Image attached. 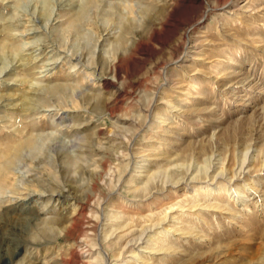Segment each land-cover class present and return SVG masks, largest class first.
<instances>
[{
  "label": "rangeland",
  "instance_id": "374dc122",
  "mask_svg": "<svg viewBox=\"0 0 264 264\" xmlns=\"http://www.w3.org/2000/svg\"><path fill=\"white\" fill-rule=\"evenodd\" d=\"M53 1L68 9L78 0ZM103 1L99 12L93 7L78 22L84 36L70 30L78 50L68 41L76 54L67 61L69 51L56 43L31 40L30 12L37 4L43 18L41 0H27V7L0 0V29L9 23L14 38L27 41L20 52L0 49V137L27 130L17 87L31 61L43 82L25 86L37 99L45 151L67 148L89 170L66 181L58 176L60 186L70 187V196L85 194L91 179L97 188L84 203L83 232L72 247L71 238H55L53 230L30 244L26 226L40 203L36 195L6 194L16 199L0 205V264H17L25 247L33 254L23 264H61L60 256L73 252L78 264H264V0ZM94 44L105 65L88 56ZM58 51L62 58L55 59ZM113 63L119 69L111 82L105 76ZM45 80L67 87L48 92L40 85ZM89 168L98 171L96 178ZM70 196L60 201L67 213L76 205Z\"/></svg>",
  "mask_w": 264,
  "mask_h": 264
},
{
  "label": "bare ground",
  "instance_id": "6f19581e",
  "mask_svg": "<svg viewBox=\"0 0 264 264\" xmlns=\"http://www.w3.org/2000/svg\"><path fill=\"white\" fill-rule=\"evenodd\" d=\"M27 0H14V2L16 3H20L23 4V6L27 7V4L32 1V0H28L27 4H26ZM106 2H108L107 0H104ZM103 1V2H104ZM118 1V0H117ZM116 1V2H117ZM125 1V0H124ZM225 1V0H224ZM8 2V1H7ZM58 2V1H57ZM56 1L53 0H41V7L43 10V18L41 19L42 16H38V14H36L38 12V6L37 4H35L33 12H30V19H29V23H34V25H36V27L33 25L29 27V29H31V27L33 28L31 30V40L33 42V40H35V44L36 46H39L40 41L42 39H49V41H51V43H56V45H58L60 47V49L64 50V51H69L70 55H67V58H65V60L70 61L71 58L69 57H73V54H76V52H72V50H68V47L70 46V48H76V50H78V46L77 43L75 41H73V38H69V36L73 37L70 34V30L73 28L74 32H75V37H82L84 36L81 32V30L78 28V22L80 21V19L88 17L89 18V13L91 11V9H93V7H95L96 11L99 12V7H100V2L99 0H78L76 2V6L74 7H68V9L66 7H58V3ZM61 2V1H60ZM102 2V3H103ZM166 2V1H165ZM226 2V1H225ZM3 3V2H2ZM6 3V1H5ZM119 3V2H118ZM169 3V2H168ZM173 3V1H172ZM228 3V2H227ZM60 4V3H59ZM75 4V3H74ZM109 4V2H108ZM116 4V3H115ZM123 4V3H122ZM6 5V4H5ZM104 5H107V3H105ZM111 5V4H110ZM110 5H107L110 6ZM126 5V3L124 4ZM128 5V4H127ZM126 5V6H127ZM159 4H157L158 6ZM164 5V4H163ZM224 5V4H223ZM12 6V5H11ZM60 6V5H59ZM66 6V5H65ZM112 6V5H111ZM117 6V5H116ZM144 6V5H143ZM167 6V5H166ZM170 6V5H168ZM122 7V6H121ZM125 7V6H124ZM144 7H147L144 6ZM72 8H74L72 11H70ZM170 8V7H169ZM30 9V6H29ZM122 9V8H121ZM156 9V8H155ZM6 10V9H5ZM27 10V9H25ZM169 10V9H168ZM122 11V10H121ZM173 10H169L167 14L171 13ZM213 11V10H212ZM25 12V11H24ZM199 12V11H198ZM163 13V12H162ZM175 13V12H174ZM8 14V13H7ZM24 16V15H23ZM160 18V17H159ZM199 18V17H198ZM16 19V18H15ZM14 19V20H15ZM168 19V18H167ZM205 19V15H201V17L199 18V22H203V20ZM28 20V19H26ZM39 22V23H38ZM164 22V21H163ZM186 22V21H185ZM19 23V22H18ZM41 23V24H40ZM160 23V22H159ZM181 23V22H180ZM12 24V23H11ZM20 24V23H19ZM24 24V23H23ZM30 25V24H29ZM28 25V26H29ZM154 25V24H153ZM156 25V24H155ZM162 25V24H161ZM21 26V25H20ZM40 26L42 27L44 31V33H41L40 30H37V27ZM152 27V26H151ZM27 28V27H26ZM14 28L9 24L6 23L5 25H3V27H1L0 29V49L3 50L5 47H11L15 52H18L19 50H22L24 48V46L26 47V43L27 41L23 42L21 39L22 38H14V34L12 33V30ZM16 29V28H15ZM14 29V30H15ZM18 32V31H17ZM25 32V31H24ZM73 32V31H72ZM157 32V31H156ZM19 33V32H18ZM69 33V34H67ZM152 33V32H151ZM20 34V33H19ZM30 35V34H29ZM88 35V34H86ZM20 36L22 37L23 35L20 34ZM88 37V36H86ZM116 37V36H115ZM119 37V36H118ZM71 39V40H69ZM80 39V38H79ZM27 40V39H25ZM30 40V39H29ZM158 40V39H157ZM156 40V41H157ZM189 40V39H188ZM70 41V45L67 46V42ZM73 41V42H72ZM31 43V41H30ZM118 43V42H117ZM97 44V43H96ZM94 44V49L91 51H88V56L92 57V58H96L97 60L101 61L103 64L106 61L105 57L103 56L102 51L100 50V48L97 49V45ZM99 45V44H98ZM115 45V44H114ZM186 45V44H185ZM35 46V45H34ZM116 46V45H115ZM188 46V45H187ZM186 46V47H187ZM104 47V45H103ZM121 47V46H120ZM35 48V47H34ZM32 48V49H34ZM40 48V47H39ZM37 48V49H39ZM58 48V47H57ZM25 49V48H24ZM52 49V48H51ZM102 49V48H101ZM105 49V48H104ZM0 50V51H1ZM6 50V49H4ZM36 50V49H35ZM119 50V49H118ZM115 51V56L114 58H116L117 60H119L120 55H122V51ZM130 50V48H129ZM13 51V52H14ZM28 51V50H26ZM30 51V50H29ZM38 51V50H37ZM51 51V50H50ZM61 51V52H64ZM80 51V50H79ZM83 51V50H82ZM20 52V51H19ZM81 52V51H80ZM84 52V51H83ZM86 52V51H85ZM105 52V51H104ZM3 53V52H2ZM114 53V52H113ZM6 54V53H5ZM5 54H1V55H5ZM26 54V53H25ZM28 54V53H27ZM34 55L36 54L35 52L33 53ZM50 54V53H49ZM56 58L61 57L60 51L55 53ZM67 54V53H66ZM125 54V53H123ZM11 55V54H10ZM26 56V55H25ZM28 56V55H27ZM50 56V55H49ZM183 56V55H182ZM15 57V56H14ZM31 57V56H29ZM34 57H37V55H35ZM40 57V56H38ZM52 57V56H51ZM54 57V56H53ZM64 57V56H63ZM79 57V55H78ZM49 58V57H48ZM62 58V57H61ZM76 58V57H74ZM73 58V59H74ZM88 58V57H87ZM124 58V57H123ZM182 58V57H181ZM4 59V58H3ZM9 59V58H8ZM7 59V60H8ZM19 59V58H18ZM28 59V58H27ZM53 59V58H52ZM54 59V60H55ZM79 59V58H78ZM2 60V59H0ZM17 60V59H16ZM41 60V59H39ZM58 60V59H57ZM55 60V61H57ZM64 60V59H63ZM81 60V59H80ZM112 60V59H111ZM114 60V59H113ZM116 60V61H117ZM14 61V59H13ZM21 61V60H20ZM50 61V60H49ZM79 61V60H78ZM6 62V61H5ZM16 62V61H15ZM14 62V63H15ZM18 62V61H17ZM40 62V61H39ZM111 62V61H110ZM115 62V61H114ZM4 63V62H3ZM10 63V62H8ZM7 63V64H8ZM21 64V62H18ZM26 63V62H25ZM30 63V64H29ZM29 63H26L25 66H22V69L20 71V82L22 84H20V87H17V98L19 99V104L17 109L21 110L22 113H19V118H22L23 122H24V126L27 127V130L24 133H15V130L17 129H12L14 130L13 133H8L9 135H4V137H0V205H2L1 203L4 200H15L16 198L11 196V195H6L8 193H12L17 191V192H21V193H25V195L27 196H31V195H36L35 199H37V202L40 203L39 209H38V213L37 216H35L34 218H32V221H30L31 223L28 224V231L27 232V236L28 238V242L30 244H34L35 242H38L37 240L41 241L39 238L41 236H48V231L53 230L54 231V237L58 238V237H62V238H71V247L73 245H75V243L77 242V238L76 236L80 234V232H83V228H82V217H83V206L84 203L89 199V197L94 193L95 189V181L93 179L92 182L90 183V185L87 187V191L85 194L80 195L78 193H71L72 195L70 196V187H61L59 182L61 181L59 179L58 176H62V181H66L65 180V176L68 177V174L70 176V178L75 174V173H79L82 172L84 173L86 170L88 169H84L83 168V163H82V157L79 154H72L70 153L68 150L66 149H62V148H57V149H53V153L49 154L50 152H48L47 150L45 151V147L46 146V139L47 137L45 135L42 134V132H40V128L37 127V117H35V114L38 113V111L34 110L35 109V105H34V101H37L36 97L33 98V94L28 91L26 88L28 86H25L26 83L29 84V82H33L36 81L37 83L40 80V78L35 77L34 76V70L32 69L31 66V61H29ZM34 63V62H33ZM45 62H43L44 64ZM48 63V62H47ZM55 63V62H54ZM53 63V64H54ZM67 63V62H66ZM82 63V62H81ZM101 63V64H102ZM24 64V63H23ZM27 64H29L27 66ZM52 64V63H51ZM65 64V63H63ZM106 64V62H105ZM104 64V65H105ZM108 64V63H107ZM36 65V64H35ZM77 65V64H75ZM9 66V64L7 65ZM14 66V65H13ZM17 66V64H16ZM20 66V65H19ZM70 66V65H69ZM99 66V65H98ZM5 67V66H4ZM38 67V66H37ZM44 67V65H43ZM49 68H51L50 66H47ZM53 67V65H52ZM68 67V65H67ZM71 67V66H70ZM77 67V66H76ZM75 67V68H76ZM84 67V66H83ZM94 67V66H93ZM41 68V67H40ZM39 68V69H40ZM45 68V67H44ZM43 68V69H44ZM48 68V69H49ZM72 68V67H71ZM85 68V67H84ZM88 68V67H87ZM85 68V69H87ZM46 69V68H45ZM100 69V68H98ZM106 69V68H105ZM108 69V68H107ZM116 69H119V65H117V63H113V66H110L109 70L106 73L105 79L108 81H115V73H116ZM42 70V69H40ZM69 70V69H68ZM72 70V69H71ZM70 70V71H71ZM121 70V69H120ZM2 71V70H1ZM17 71V70H16ZM19 71V70H18ZM52 71V70H51ZM73 71V70H72ZM98 71V70H97ZM96 71V72H97ZM101 71V70H100ZM4 72V70H3ZM69 72V71H68ZM83 72V71H82ZM50 73V72H49ZM16 74V73H15ZM48 74V73H47ZM71 73H69L70 75ZM3 75V74H2ZM40 75V74H39ZM42 75V74H41ZM45 75V74H44ZM68 75V73H67ZM91 75V74H90ZM1 76V75H0ZM16 76V75H15ZM85 76V75H84ZM93 76V74H92ZM14 77V76H13ZM44 77V76H43ZM42 77V78H43ZM48 77V75H47ZM97 77V76H96ZM12 78V77H11ZM18 78V77H17ZM93 78V77H92ZM15 79V78H13ZM11 79V80H13ZM90 79V78H88ZM103 79V78H102ZM7 80V79H6ZM10 80V82H11ZM48 80V78H47ZM76 80V79H74ZM92 80V79H91ZM9 81V79L7 80ZM15 81V80H13ZM60 81V80H59ZM64 81V80H62ZM96 81V80H95ZM165 81V80H164ZM16 82V81H15ZM19 82V81H18ZM43 81H41L42 83ZM104 82V81H103ZM107 82V81H106ZM105 82V83H106ZM14 83V82H13ZM17 83V82H16ZM40 83V82H39ZM77 83V82H76ZM79 83V82H78ZM77 83V84H78ZM100 83L99 82L98 86L100 87ZM67 84V83H65ZM73 84V83H72ZM82 84V83H81ZM80 84V85H81ZM95 84V83H93ZM42 85V89L48 91V92H59L61 89L64 88V84L62 82H58V81H47L45 80L44 85ZM109 85V84H108ZM71 85H69L70 87ZM75 86V85H73ZM84 86V85H83ZM82 86V87H83ZM30 87V86H29ZM67 87V85H66ZM65 87V88H66ZM76 87V86H75ZM31 88V87H30ZM33 88V87H32ZM38 88V87H37ZM41 88V87H40ZM64 88V89H65ZM71 88V87H70ZM69 88V89H70ZM93 88V86H92ZM63 89V91H64ZM91 89V88H90ZM82 90V89H81ZM6 91V90H5ZM14 91V90H13ZM16 91V90H15ZM43 91V90H41ZM63 91L61 93H63ZM74 91V90H73ZM76 91V90H75ZM85 90H83L84 92ZM98 91V90H97ZM39 92V91H38ZM78 92V91H77ZM93 92V91H92ZM95 92V91H94ZM100 93V90L98 91ZM102 92V91H101ZM3 93V92H1ZM10 93V92H9ZM43 93V92H42ZM41 93V96H42ZM51 93V94H53ZM60 93V94H61ZM66 93V92H64ZM63 93V94H64ZM90 93V92H89ZM96 93V92H95ZM4 94V93H3ZM13 94V93H12ZM50 94V93H49ZM70 94V93H69ZM91 94V93H90ZM7 95V94H6ZM47 95V94H46ZM66 95V94H65ZM86 95V94H85ZM92 95V94H91ZM90 95V96H91ZM95 95V94H94ZM99 96V94H97ZM1 96V95H0ZM3 96V95H2ZM9 96V95H8ZM7 96V97H8ZM12 96V95H10ZM16 96V95H14ZM39 96V95H38ZM44 96V95H43ZM53 96V95H52ZM60 96V95H58ZM67 96V95H66ZM74 96V95H73ZM78 96V95H77ZM89 96V95H88ZM45 97V96H44ZM55 98V97H54ZM58 98V97H57ZM69 98V97H68ZM75 99V97H72ZM6 99V98H5ZM43 99V98H42ZM80 99V97H79ZM85 99V97H84ZM83 99V100H84ZM41 99H39L38 101H40ZM46 100L43 99V101ZM61 100V99H59ZM66 100V99H63ZM56 101V100H55ZM62 101V100H61ZM60 101V102H61ZM78 101V100H77ZM76 100L74 102H77ZM81 101V100H80ZM6 102V101H5ZM16 102V101H15ZM14 102V103H15ZM59 102V101H58ZM65 102V101H64ZM70 102V101H69ZM96 102V101H95ZM18 103V102H17ZM43 103V102H42ZM83 103V102H82ZM81 103V104H82ZM94 103V102H93ZM98 103V102H97ZM105 103V102H104ZM10 104V103H9ZM12 104V103H11ZM10 104V105H11ZM58 104V103H57ZM77 103H75L76 105ZM89 103H86V105H88ZM9 105V106H10ZM13 105V104H12ZM49 105V104H48ZM52 105V104H51ZM73 105V104H72ZM85 105V103H84ZM45 106V104H44ZM50 106V105H49ZM99 107V105H97ZM108 106V105H107ZM12 107V106H10ZM73 107V106H72ZM89 107V105H88ZM96 107V106H95ZM37 108V107H36ZM38 109V108H37ZM41 109V108H40ZM43 109H45L44 107H42V112ZM64 109V108H63ZM84 109V108H83ZM88 109V108H87ZM95 109V108H94ZM48 110V109H47ZM69 110V109H68ZM11 111V110H10ZM73 111V110H72ZM2 113H4V111H2ZM39 114V113H38ZM37 114V115H38ZM78 114V113H76ZM36 115V116H37ZM40 115V114H39ZM6 116V115H5ZM43 116V115H42ZM102 116V115H101ZM3 117V115H2ZM79 117V116H78ZM1 118V117H0ZM9 118V117H8ZM39 118V117H38ZM41 118V117H40ZM54 118V117H53ZM2 119V118H1ZM0 119V120H1ZM75 119V118H74ZM3 120V119H2ZM1 120V121H2ZM68 120V119H67ZM82 120V118H81ZM7 122V121H6ZM5 122V123H6ZM9 122V121H8ZM59 123V121H57ZM62 122V121H61ZM71 122V121H70ZM83 123V121H81ZM4 122H2L3 124ZM4 123V124H5ZM10 123V122H9ZM12 123V122H11ZM15 123V121H14ZM40 123V122H39ZM80 123V122H79ZM57 124V123H56ZM55 124V125H56ZM60 124V123H59ZM62 124V123H61ZM71 124L73 125V123H69L67 122V125ZM81 124V123H80ZM7 125V124H6ZM5 125V126H6ZM70 125V126H71ZM76 125V124H75ZM73 125V126H75ZM9 126V125H8ZM7 126V127H8ZM17 126V125H16ZM53 126V124H52ZM58 126V125H57ZM69 126V125H68ZM66 126V127H68ZM71 126V127H73ZM4 127V128H7ZM43 127V125H42ZM76 127H79L76 125ZM2 128V127H1ZM22 128V127H21ZM51 128V127H50ZM62 128V127H60ZM69 128V127H68ZM72 129V128H71ZM22 130V129H21ZM39 130V131H38ZM43 130V129H42ZM59 130V129H58ZM8 131V130H7ZM70 131V129H69ZM95 131V129H94ZM99 131L98 127L96 132ZM9 132V131H8ZM59 132V131H58ZM74 132V131H73ZM95 132V133H96ZM49 133V132H48ZM46 134V132H45ZM62 134V133H61ZM71 134V133H70ZM76 134V133H75ZM68 135V134H67ZM100 138V137H99ZM52 139V138H51ZM48 141V139H47ZM80 141V140H79ZM49 142V141H48ZM61 142V141H60ZM78 142V141H77ZM50 143L51 140H50ZM49 144V143H48ZM53 144V143H52ZM55 144V143H54ZM81 145V142L80 144ZM84 145V144H83ZM56 146V144H55ZM78 146V145H77ZM86 146V145H85ZM85 146H81L83 148H85ZM101 146H105V145H101ZM51 147V146H50ZM63 147V146H62ZM64 147H69V146H64ZM76 152H78L77 150L79 149V147H76L74 145ZM70 148V147H69ZM68 148V149H69ZM73 148V147H72ZM74 149V151H75ZM71 150V148H70ZM81 150V148H80ZM84 150V149H83ZM86 150V149H85ZM92 150V149H91ZM99 150V149H98ZM82 151V150H81ZM90 151V150H89ZM83 152V151H82ZM107 152V151H106ZM119 156V155H116ZM90 157V156H89ZM113 159V158H112ZM86 160V159H85ZM85 163V162H84ZM88 164V163H87ZM140 166V165H139ZM90 169V174H92L91 176L93 178H96L98 175V171H96L94 168ZM89 171V170H88ZM43 173V174H42ZM44 173L46 174V176L44 175ZM81 174V173H80ZM89 174V175H90ZM90 177V176H89ZM183 177V176H182ZM180 178V177H179ZM69 179V178H67ZM72 180V179H71ZM68 181V180H67ZM64 185V184H63ZM79 188V187H78ZM102 188V187H101ZM69 193V194H68ZM16 195V194H15ZM20 195V194H19ZM70 196V199L74 200L76 202V205L74 207V209L72 211H69L68 213L66 212V210L64 211V206H62L61 202V196ZM18 200V199H17ZM20 201V200H19ZM74 201H72L74 203ZM13 202V201H12ZM50 202H52L50 204ZM71 202V203H72ZM69 203V204H71ZM72 203V204H73ZM8 206V205H7ZM48 206H52L54 208H49ZM2 208V207H1ZM3 210V209H2ZM6 211V210H5ZM12 212V211H11ZM48 213H51L48 215ZM6 214V213H5ZM1 215V214H0ZM4 216V215H3ZM6 216V215H5ZM96 216V215H94ZM25 217V216H24ZM29 217V216H28ZM110 218V217H109ZM19 219V218H18ZM23 219V218H22ZM161 219V218H160ZM31 220V218H30ZM18 221V220H17ZM25 222V221H24ZM91 224V223H90ZM106 224V223H104ZM17 225V224H16ZM23 225V223H22ZM21 225V226H22ZM92 226V225H91ZM8 227V226H7ZM12 227V225H11ZM19 227V226H18ZM111 228V227H109ZM13 229V228H11ZM88 229V228H87ZM85 230V229H84ZM106 230L107 227H106ZM21 231V230H20ZM19 232V231H18ZM52 232V231H51ZM87 232V231H86ZM26 234V233H25ZM125 234V233H124ZM84 236V235H83ZM52 237V236H50ZM46 238V237H45ZM54 238V239H55ZM11 239V238H10ZM8 239V240H10ZM24 239V238H23ZM6 240V239H5ZM50 240V239H49ZM26 241V240H25ZM4 242V241H3ZM23 242V241H22ZM6 244V243H5ZM16 244V243H15ZM78 245V244H77ZM81 245V244H80ZM86 245V244H85ZM21 247V246H20ZM3 248V247H2ZM41 248V247H40ZM70 248V247H69ZM7 249V248H6ZM17 250V249H16ZM14 251V250H13ZM23 252L22 255H18L20 254V251L18 252V254H16L17 256V264H23L24 261H26L30 256L33 254L32 250L28 249V248H23L21 250ZM4 252V251H3ZM8 253V252H7ZM6 253V254H7ZM71 254V253H69ZM60 255V254H59ZM103 256L106 259V253L103 252ZM13 257V256H12ZM11 257V258H12ZM53 257V256H52ZM60 260L62 261L61 264H78L79 262V258L76 254H71L70 256H60ZM58 258V257H57ZM48 260V259H46ZM11 261V260H9ZM33 261V260H31ZM45 261V260H44ZM82 261V260H81ZM46 262V261H45ZM85 262V261H84ZM32 263V262H31ZM47 263V262H46ZM28 264V262H27ZM54 264V263H53ZM84 264V263H83ZM104 264V261H103Z\"/></svg>",
  "mask_w": 264,
  "mask_h": 264
}]
</instances>
